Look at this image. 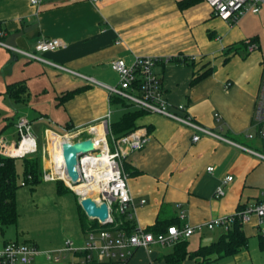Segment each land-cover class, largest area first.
<instances>
[{
    "label": "crops",
    "instance_id": "1",
    "mask_svg": "<svg viewBox=\"0 0 264 264\" xmlns=\"http://www.w3.org/2000/svg\"><path fill=\"white\" fill-rule=\"evenodd\" d=\"M181 1L41 0L33 5L31 0H0V39L9 46L34 51L42 38H60L65 43L41 54L45 61L28 59L0 45V135L14 140L15 122L21 115L32 120L42 147L47 130L62 133L64 128L99 126L109 113L111 128L127 111L112 102L105 86L118 84L112 61L123 58L131 63L136 56L149 55L163 59L155 71L169 103L185 105L199 124L264 154L255 116L264 70V6L259 13H246L230 23L214 16L204 0L187 6ZM253 38L256 50L240 47ZM10 86L22 89L20 98L10 93ZM136 125L151 136L143 149L125 159L137 204L135 221L141 227L146 229L157 220L168 226L198 225L264 200L260 156L210 136L194 142L192 129L157 113L147 112ZM58 140L59 136L53 138ZM210 166L213 171H208ZM226 176L233 180L223 184ZM222 185L225 196L216 198ZM214 229L194 233L187 239V250L194 252L216 241ZM220 229L221 236L225 231ZM243 229L249 239L257 237L259 245L251 243V252L233 255L235 263L251 258L245 264H264L257 216L251 215ZM26 234L0 227V247L18 240L48 251L63 247L67 239L43 242L19 237ZM173 252L174 246L156 245L152 252L140 248L128 264H171ZM73 262L69 253L58 261L41 253L30 264ZM181 264H195V260L186 257Z\"/></svg>",
    "mask_w": 264,
    "mask_h": 264
},
{
    "label": "built area",
    "instance_id": "2",
    "mask_svg": "<svg viewBox=\"0 0 264 264\" xmlns=\"http://www.w3.org/2000/svg\"><path fill=\"white\" fill-rule=\"evenodd\" d=\"M91 1L97 3L100 0ZM204 1L209 4L214 16L230 23H236L246 13L257 14L264 6V0ZM40 2L41 0H31L33 5H37ZM0 36H3L2 32H0ZM0 45L20 52L28 59L45 61L41 54L56 51L64 47L65 43L60 38H42L35 43L34 51L13 48L1 39ZM257 48L258 44L255 41L248 40L247 50L249 52H253ZM162 60L161 57L149 55L136 56L131 63H127L123 58L115 59L112 61V67L118 73V84L115 86L105 85L106 89L111 96H120L138 109L160 114L189 127L194 131L192 137L194 142L199 141L203 136H210L247 150L264 159V154L254 151L218 131L199 124L187 112L185 105L174 106L169 103L164 97L162 79L155 71L156 65ZM165 60L169 61L168 58ZM86 78L92 80L89 77ZM110 115L111 113L108 114V120ZM255 116L259 126V135L264 139V70ZM107 121L93 127L64 128L62 133L47 130L42 152L44 156L49 155L51 160L48 169L44 168L43 178L46 181L62 180L80 199L91 197L98 204L106 202L110 209L109 219L105 223H102L99 219L97 220L101 225H114V228L87 230L84 244L78 245L73 239L67 238L63 247L48 251H41L32 243L10 240L0 247V264H30L41 253H45L49 259L56 261L60 260L65 253H69L74 258L73 264H128L135 252L140 248L152 252L153 247L156 245L162 247L175 246L204 228L212 230L220 227L226 232L236 219H239L244 224L251 215H256L258 218V231L264 245V200L255 205L238 209L232 215L213 218L198 225H170L166 232L158 234L146 231L145 228L137 223L133 233H129L125 229H117L121 216L126 215L129 219H136L137 204L130 191V175L125 168V159L131 152L143 149L150 141L151 136L148 132L137 129L124 136L115 137L112 135ZM98 127H102V135L97 132L96 129ZM15 129L16 138L12 141L0 135V155L22 158L36 153L40 144L34 134L32 120L27 116H19L15 122ZM55 136H59L63 143H76L90 138L96 143V150L79 155L78 169L80 178L76 182L67 173L63 143L60 152L63 165L60 166L59 171L56 169V160L53 158L52 151L53 138ZM247 136L251 138L253 134L250 133ZM213 170V166L208 167V171ZM31 178V175H29L28 179ZM232 180L233 176H226L223 184H227ZM22 184L26 185L25 181ZM78 187H82L84 190H78ZM225 193L222 185L217 188L215 196L216 198H221L225 196ZM145 202V199L140 200L141 205Z\"/></svg>",
    "mask_w": 264,
    "mask_h": 264
},
{
    "label": "trees",
    "instance_id": "3",
    "mask_svg": "<svg viewBox=\"0 0 264 264\" xmlns=\"http://www.w3.org/2000/svg\"><path fill=\"white\" fill-rule=\"evenodd\" d=\"M195 0H182L180 4L182 6L191 5ZM1 37V36H0ZM256 41V38L251 39ZM240 47L248 49V40L243 42ZM237 48V49H240ZM179 61V60H178ZM209 71L197 76L194 82L201 77L208 74ZM16 86V85H15ZM15 87H9L10 93L17 97H21L22 89H14ZM112 102H116L123 107L127 108V111L116 121L111 123V133L115 137L124 136L136 129V121L138 118L144 116L147 111L134 107L129 101L120 97L112 96ZM21 168V169H20ZM31 175V179L28 176ZM43 179V167H42V145H39L38 151L30 156L22 158H11L0 155V227L5 228L10 225L16 224L20 216L16 194L23 181L26 185H32L34 189ZM59 184V191H63L64 188L71 190L67 187L62 180H56ZM242 209V208H241ZM80 221L84 232L90 229H113L114 225H101L98 220H89L87 214L79 204ZM120 224L117 229H125L129 233H133L136 228L135 220L129 219L128 216H121L119 218ZM168 225H164L161 221L157 220L156 223L148 228L146 231L153 232L155 234L166 232ZM248 236L243 229V223L236 219L231 225L230 229L224 232L216 241L209 245L200 246V248L194 252L187 250V240L181 241L174 246V252L169 256L168 263L181 264L186 257L195 260V264H206L213 260V255L217 259L233 256L241 252L248 247Z\"/></svg>",
    "mask_w": 264,
    "mask_h": 264
},
{
    "label": "rangeland",
    "instance_id": "4",
    "mask_svg": "<svg viewBox=\"0 0 264 264\" xmlns=\"http://www.w3.org/2000/svg\"><path fill=\"white\" fill-rule=\"evenodd\" d=\"M54 144L56 145L57 142L54 141ZM50 160L51 157L49 155L44 156L42 152L43 172L44 168L48 169L50 166ZM34 187L32 189L33 186L28 184L18 189L16 202L20 216L16 224L8 226L9 229L13 232L17 229L26 231L27 234L19 235L20 238L26 236L41 239L43 242L51 241L54 238L58 240L71 238L76 244H84L86 235L82 232L79 201L76 195L66 188L59 191L60 184L54 180L46 181L42 179ZM88 219L91 220L89 216ZM219 232L221 233L222 229L216 228L212 234L215 238L217 236L219 238ZM251 243L259 245L258 238H250L248 247L240 253H247L248 250L251 252L253 246ZM234 259V256H228L211 260L206 264H236ZM246 262H252V259H248L243 264Z\"/></svg>",
    "mask_w": 264,
    "mask_h": 264
},
{
    "label": "water",
    "instance_id": "5",
    "mask_svg": "<svg viewBox=\"0 0 264 264\" xmlns=\"http://www.w3.org/2000/svg\"><path fill=\"white\" fill-rule=\"evenodd\" d=\"M96 149V143L92 138L76 143H63L66 170L73 181L76 182L80 178V172L78 169L79 155L94 151ZM78 200L79 204L81 205L85 213L90 217V219H99L102 223L107 222L110 216V209L106 202L98 204L91 197H84L81 199L78 198Z\"/></svg>",
    "mask_w": 264,
    "mask_h": 264
},
{
    "label": "bare ground",
    "instance_id": "6",
    "mask_svg": "<svg viewBox=\"0 0 264 264\" xmlns=\"http://www.w3.org/2000/svg\"><path fill=\"white\" fill-rule=\"evenodd\" d=\"M97 132L102 135L103 134V129L102 127H98ZM62 139L59 138L58 143L56 145H54V148L52 147V151H53V158L54 160H56V169L57 171H59L60 166L63 165V159L60 156V152H61V145H62ZM78 190H84L82 187H78Z\"/></svg>",
    "mask_w": 264,
    "mask_h": 264
}]
</instances>
